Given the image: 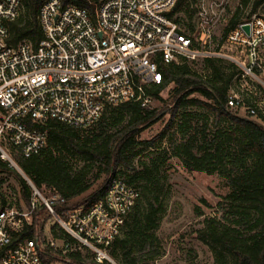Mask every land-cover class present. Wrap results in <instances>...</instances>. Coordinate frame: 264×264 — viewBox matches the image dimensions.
Wrapping results in <instances>:
<instances>
[{"label": "built area", "instance_id": "built-area-1", "mask_svg": "<svg viewBox=\"0 0 264 264\" xmlns=\"http://www.w3.org/2000/svg\"><path fill=\"white\" fill-rule=\"evenodd\" d=\"M85 1L78 7L44 0L38 13L42 39L34 46L10 38L8 26L21 13L22 0H0V160L13 163L12 154L27 158L43 149L47 131L39 125L46 121L82 129L120 103L147 106V90L163 80V67L216 55L206 47L219 14L207 8L199 12L198 39L171 15L177 0ZM250 10L227 25L220 45L230 53L222 56L230 71L235 69L226 106L263 124L264 3ZM243 24L249 25L248 35ZM28 185V207L0 206V264H73L69 254L81 248L96 263L114 264L108 252L139 198L137 188L113 175L102 199L58 216L54 203L64 199L57 193L44 197ZM38 201L67 239L20 237Z\"/></svg>", "mask_w": 264, "mask_h": 264}, {"label": "trees", "instance_id": "trees-1", "mask_svg": "<svg viewBox=\"0 0 264 264\" xmlns=\"http://www.w3.org/2000/svg\"><path fill=\"white\" fill-rule=\"evenodd\" d=\"M43 1L22 0L21 13L8 26L12 42L26 40L35 46L42 39L38 13ZM60 1L62 6L87 5L85 0ZM194 1L177 0L171 15L182 9L189 12L185 7ZM240 3L250 5L251 13L264 0H240ZM237 21L234 14L227 25L233 26ZM226 31L227 27L224 33ZM197 38L200 39L198 34ZM205 60L211 70L206 78L193 71L186 59L180 64L170 63L163 67V80L147 90L151 99L160 100L159 93L173 85L171 100L163 108L123 102L106 108L90 127L82 129L59 121H46L39 125L47 131L44 148L27 158L14 155L17 168L39 192L49 190L64 199L63 204L54 203L58 216L62 215L63 209L81 204L87 206L102 199L113 175L120 176L138 189L139 198L127 216L124 231L110 248L114 256L119 252L118 264H154L153 260L159 255L154 231L164 211L158 180L160 158H151L148 163L139 162V169L133 166V161L138 153L135 150L137 146L142 149L159 147L164 135L174 125L182 138L186 137L174 152L181 163L188 170L222 175L229 188L216 205L219 215L205 217L202 228L196 231L197 238L210 246L213 264H264V121L262 124L240 116L226 106V93L233 74L223 72L212 58ZM193 92L203 100L188 98ZM190 106L210 114L211 128L206 122L200 127L191 124L192 114L185 109ZM165 114L169 118L160 133L150 140L136 141L140 132L161 120ZM75 157L87 162L82 170L72 172L70 161ZM94 163L98 167L96 177L101 180L99 186L84 198L71 202L90 188L87 182L84 183L85 171L90 170ZM6 174L18 180L20 199L23 206L28 207L30 186L14 167L0 160V177ZM1 200L3 203L4 199ZM201 202L204 203L203 200ZM195 214L198 217L202 215L198 206ZM49 216L45 207L38 204L32 213L31 223L20 237L41 238L44 222ZM57 226L56 222L50 226L54 235ZM48 255V251L43 250L41 258L47 261ZM69 257L73 264H99L92 260L91 255L80 251L70 253Z\"/></svg>", "mask_w": 264, "mask_h": 264}, {"label": "rangeland", "instance_id": "rangeland-1", "mask_svg": "<svg viewBox=\"0 0 264 264\" xmlns=\"http://www.w3.org/2000/svg\"><path fill=\"white\" fill-rule=\"evenodd\" d=\"M185 9L178 11L174 14L175 19L179 22L181 27L189 35L196 36L199 27L200 15L199 12L203 8H207L210 12L219 14V18L212 31V39L206 50L211 54L210 57L216 66H220L225 73H235L230 71L232 65L228 60L222 56L229 53L225 48L220 45L224 39V30L227 27L228 20L235 14L236 17H245L249 13L250 5L243 6L240 0H195L187 4ZM237 9L239 11H237ZM230 54V53H229ZM205 58L195 60L186 59L188 66L197 74H209L211 71ZM173 85L170 84L167 88L159 93L160 100L150 99L148 103L152 108H163L171 100ZM203 98L197 93L193 92L188 98ZM116 107V106H115ZM113 108V107H112ZM188 112H191V124H197L199 127L203 123H207L211 128V116L205 110L197 107H186ZM126 115H128L126 113ZM169 118L165 114L161 120L154 123L150 127L140 132L136 141L150 140L155 135L161 132ZM214 130V129H213ZM181 133L177 130L176 125L168 131L162 138L157 148L142 149L137 146V156L133 161V166L137 169L140 168L139 162L143 161L148 163L151 158L159 157L158 180L159 186L162 188L160 200L164 206V211L158 221V226L154 231L157 238L159 247V255L153 260L154 264H213L214 258L210 246L197 238L196 231L202 228V220L207 216L219 215L217 210V203L221 197L225 196L229 188L226 184V179L218 174H207L205 172H198L188 170L175 155V147L180 144L182 140ZM198 142V141H197ZM198 144V143H197ZM196 150V146L195 149ZM15 157L12 154L13 167L16 166ZM85 161L81 157H75L70 161L72 165V172L82 170ZM17 170H19L17 168ZM20 171V170H19ZM98 171L97 164L91 165L90 170L85 171V182L89 184L90 188L83 192L81 195L72 199L71 202H76L84 198L97 186L101 180L96 177ZM102 176V175H101ZM20 185L18 180L12 175H3L0 177V206L10 205L17 207L23 206V202L19 196ZM44 197H50L55 193L49 190L40 191ZM1 198L4 199L3 203ZM204 201L201 202V201ZM40 204V201H38ZM201 209L202 215L200 217L195 214V207ZM54 219L49 216L44 224L45 239L50 237L65 240L67 236L62 232L60 227H56L55 233L52 234L50 226L54 224ZM46 234V235H45ZM83 254L91 253L85 248H81ZM109 256L112 258L114 264H118L120 260L119 252L117 256L112 255L109 250ZM111 264V263H110Z\"/></svg>", "mask_w": 264, "mask_h": 264}, {"label": "water", "instance_id": "water-1", "mask_svg": "<svg viewBox=\"0 0 264 264\" xmlns=\"http://www.w3.org/2000/svg\"><path fill=\"white\" fill-rule=\"evenodd\" d=\"M241 29L248 35L249 34V25L248 24H243L241 25ZM11 165H13V163H10ZM16 170L17 168L15 166H13ZM21 176L26 180L27 183H29L28 179L21 173V171L17 170Z\"/></svg>", "mask_w": 264, "mask_h": 264}]
</instances>
